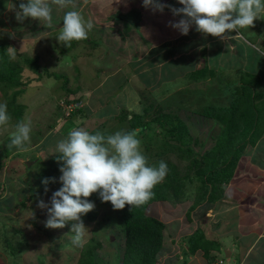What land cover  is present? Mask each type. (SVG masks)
Masks as SVG:
<instances>
[{
  "label": "rangeland",
  "instance_id": "374dc122",
  "mask_svg": "<svg viewBox=\"0 0 264 264\" xmlns=\"http://www.w3.org/2000/svg\"><path fill=\"white\" fill-rule=\"evenodd\" d=\"M119 2L125 3L123 0H119ZM104 4L105 6L102 7L101 13H99L102 20L98 21L95 18L93 21L96 27L102 25L101 29H103V32H94L96 27H93L88 36L91 40L93 38L97 45L95 42L88 44V40H84L86 45L78 47L80 41H76L75 45L78 49L73 52L70 49V51L61 54L64 42L58 41V30L51 36L52 44L49 45L50 40H47L46 46L42 48L33 43L29 46V50L28 45L23 40L17 39L16 42L9 40L19 49V51L16 50L17 53L14 60H21L27 55L31 59H37L39 63L44 64L43 67L46 65V70L39 72L38 77L35 74L36 72L25 64L20 74L22 75L21 81L26 82V84L9 86L5 82H0V103L12 106L17 105L21 110L20 119L10 115L11 119L9 122L4 126H0V147L2 150L14 147L11 145V137L18 122L26 118L32 121L30 140L25 142L23 149L15 146L19 152L26 155V158L11 156L2 160L3 162L5 161V166L2 172V187L0 189V264H77L81 250L97 242H100L101 246L97 247L96 251L104 258V261L110 263V261L115 262L116 260V243L122 242L124 234L121 219L122 210H115L110 202H102L98 193L95 196L93 195L94 199L91 202L95 204L94 209L97 212V216L94 219L87 218V214L82 216L89 233L86 237L87 243L83 247H77L72 243V237L74 236V233L71 232L72 222L66 224L64 228H46L47 209L37 207L39 200H43L49 207L51 206L50 199L53 192L62 187L59 181L62 173L59 169L53 171L55 182L46 185L48 191L45 192V187L39 195L32 198L34 189L39 191L41 188L35 179V175L42 170L52 157L57 155V142L65 138L70 130L65 133L61 132L62 126L70 113L80 108L83 111L85 110V112L92 110L91 113H88L89 117L87 119L80 120L77 115L74 116L79 121V124L74 127H85L90 133L93 131L94 133L114 134L116 131L124 130V128L121 129L120 124L121 120H123V115H127L126 118H128L135 112L142 113L145 103L147 105L153 103L155 109L150 111L148 118H146L147 121L156 114L154 113L156 108L162 106L163 113L171 112L181 117L188 124L194 140L197 139L199 141V143H190L187 140V143L181 144V150L174 148V152L168 153L170 154V159L178 164L181 170H184L183 173H185L188 170L187 165L190 161L189 158H181L180 156L191 155L187 152L188 145L192 146L196 155V152H202L210 148L214 142L213 137L220 132V122L211 118H202L195 111L197 107L201 103L206 104L207 102L225 104V99L228 100L229 97L232 100L237 96L235 93L237 88H235L234 82L230 83L231 81H229L234 80V73L229 69H225L228 74L221 80H216L212 77L211 81L201 80L194 82L191 80L175 82L173 80L161 83L162 77L159 67L151 68L147 62L148 57L142 59L143 62L141 64L133 55H136L137 37L125 35L126 32L130 34L131 31H137L139 42H142L146 39L141 32L143 29L149 35V39L154 41L149 34L151 21L148 15L155 11L151 8H145L143 2L137 4L143 6L140 5V9H134L133 5H129L130 11L123 9L124 7L122 9H111L110 7L109 9L108 5ZM169 4L173 7L174 5H180L178 0H170ZM92 8L95 9L94 13L97 14L98 9L95 6ZM92 8L91 11H93ZM113 12H117V14ZM160 16L161 19L165 18V20L168 17L163 14ZM175 21H177L176 18H172V22ZM145 23L148 25L143 27ZM46 27L38 30L44 31ZM156 28L160 36L166 35L163 34L161 26ZM192 31H196L195 26L192 27L190 33ZM105 32L108 34H105ZM170 37L173 39L172 37L174 36ZM193 37L194 35H192ZM115 39L117 40L115 41ZM6 40L2 39V41ZM117 41L119 42L118 44ZM147 49L146 47L143 57ZM77 50L82 52L75 54L74 52ZM31 52L34 54H30ZM105 54H112L113 56H110L109 59L115 57L121 63L125 60L127 61L126 69L114 74L113 78L111 77L112 79L104 77H109L110 73H107L109 70L114 71L115 59L114 62H110L109 59L103 60L102 57ZM202 58V64L205 60H208L207 57ZM100 60L103 61L101 62ZM212 63L208 64L212 65ZM104 66L105 68H103ZM108 66L109 68H106ZM79 67L82 73H80ZM136 68L138 70L133 72ZM140 68H143L141 70L147 77L143 76L142 72L139 73ZM222 68L220 71L223 74ZM103 69L104 71L102 72ZM75 72L80 74V77L75 80L74 77H72L73 80L71 78L68 79L67 74L73 76ZM130 74L132 76L131 79L128 78ZM249 74L256 75L255 73ZM58 76L61 77L57 78ZM122 78L126 79L121 81ZM98 81H103L102 86L98 85ZM23 87H25L24 91H21ZM78 87L80 88L77 89ZM68 89H72L74 92L70 93L67 91ZM15 91H20L16 97H14ZM189 96L190 98H188ZM68 99H76L69 108L65 103ZM81 112L80 110L79 114ZM156 125L157 123L153 125V131L157 133V137L154 133V138H158L159 141L164 138L168 140L169 138L164 137ZM155 139L152 140L151 148L157 147V144L154 143ZM203 141L206 144L201 148L200 144ZM247 141H249L248 138L245 142ZM172 143L177 144L175 140H172ZM178 145L181 146L180 144ZM145 148V142L141 141L143 154L145 153ZM25 161H32L28 167L29 169L26 167ZM190 186L191 183L185 181L177 199L170 195L171 197L168 200L152 202L146 209L147 214L159 218L166 224L164 242L168 244L169 248L166 247L165 251L159 255L157 264L159 262L166 264L167 260H170L168 258L173 253L172 240L174 247L179 250V253L183 254L184 251L181 250H186L185 248L187 247L190 248V244L189 241L181 244L182 236H188L189 238L190 232H193L195 228H204L205 231L213 229L212 224L216 217L215 212L213 211L211 215H208L210 213L209 209L203 212V208L197 207L198 198L202 197L201 192L198 191L196 184L192 188ZM184 196H187V198L184 199ZM222 198H227L226 203L233 205V198L228 197V195ZM191 205L196 207L188 212ZM174 219L176 221H173ZM177 219H182L188 224L184 223L187 227L185 232L178 227L175 230L171 229ZM17 231H22L23 234H26L25 238L28 241V245L22 246L21 249L16 251V254H13L7 244V240H11L13 243L23 240V235L18 234ZM173 236L178 237V241L171 239ZM223 257L226 258L225 253H223Z\"/></svg>",
  "mask_w": 264,
  "mask_h": 264
},
{
  "label": "crops",
  "instance_id": "0c3cea01",
  "mask_svg": "<svg viewBox=\"0 0 264 264\" xmlns=\"http://www.w3.org/2000/svg\"><path fill=\"white\" fill-rule=\"evenodd\" d=\"M123 1L125 3L119 2V0H74V7L68 6L65 8H60L59 6L52 4V27L47 29L44 21L34 20L30 17L24 19L23 22L16 19V12L19 10V4L21 2L26 3L27 0H0V43L6 45L7 48L15 47L16 50L19 51L13 42L20 39L28 45V49L33 43L42 48L43 46H46L47 40H50L49 45L52 44L51 36L63 26V16L67 11L78 10L84 15L86 20L90 19L93 22L95 18L98 21L102 20L99 13H101L102 7L105 6L104 3L108 5L109 9L110 7L111 9H122L124 7L123 9L130 11L129 5H133L134 9H140L141 4H137L143 2L141 0ZM165 4L170 5L169 2H166ZM94 6L98 9L97 14L94 13L95 9L92 8ZM174 7L179 8L181 5H174ZM91 8L93 11H91ZM113 13L117 14V12ZM161 14L168 16L167 19H161ZM148 17H150L151 21L149 34L154 41H150L151 39L148 40L149 35L145 33L143 29L141 32L147 39H145V41L139 42V36L136 33L137 31H131L130 34L126 32L125 35L137 37L138 46L135 52L137 56L135 54L133 55L140 63L143 62L142 59L148 57L147 62L151 68L155 66L159 67L162 77V79L160 78L161 83L173 80L175 82L191 81L190 74L203 68L205 62L202 64L201 59H203L202 57H207L208 63L212 61L216 63V75L214 76V79L216 80L225 78L224 76L228 74V72H225V69H229L234 75L241 72L255 73L261 81L256 89L257 91L262 92V99L264 100V55H262V53H264V17L254 21V26L247 29H240V36L231 40H224L220 37H208L205 34L201 35V32L196 35L197 31H192L190 33V30L195 25L190 28L187 35H182L178 30L169 26V22L172 21V18H176L178 21L182 16H173L168 8H165L163 13L159 11L150 13ZM147 25L148 24L145 23L143 27ZM101 26L102 25H98V27H96L94 25V27H96L94 32H103ZM157 26L162 27L163 34H166L165 36H160L156 28ZM44 27H46V30H38L43 29ZM105 34L108 33L105 32ZM237 34L236 31L230 33L231 36H236ZM192 35H194L193 38ZM170 36H174L172 37L173 39H171ZM2 39L7 40L2 41ZM9 40H12L13 42ZM87 40L88 44L95 42L93 41V38L92 40L91 38H88ZM116 40L117 39H115V41ZM75 43L76 41L71 42V52L78 49ZM118 43L119 42L117 41V44ZM95 44L97 45L96 42ZM85 45L86 43L82 40L79 42L78 47ZM204 45L208 49L206 50L205 56L201 53ZM145 46L148 49L143 57L142 55L146 48ZM80 51L77 50L74 53L78 54ZM65 52L67 51H62L61 54H64ZM30 54L34 53L31 52ZM88 56H90V54H88ZM110 56L113 55L105 54L102 58L103 60H108ZM114 59V71L109 70L107 72L110 73L109 77L104 78L112 79L114 74H118V72L126 69V60L121 63L114 57L109 59V61L114 62ZM39 65V72L46 70V65L45 67H43L44 64L42 63H39ZM221 67H223V74L221 73L222 71H220ZM103 68H105V66ZM106 68H109V66ZM141 69L143 68L139 69V73L142 72L141 74L147 77ZM79 70L80 73H82L80 67ZM136 70H138V68L134 69L133 72ZM103 71L104 69L102 72ZM74 74L75 75L73 76L67 74L68 79L71 78L73 80L72 77H74L75 80L80 77V74L76 72ZM131 74L128 77L129 79L132 77ZM235 76H237V74ZM125 79L126 78H122L121 81H124ZM102 84L103 81H100L98 85L102 86ZM79 88L80 87L77 89ZM188 98H190V96ZM229 100V97L228 100L225 99V104L228 103ZM207 103H201L200 105L207 106ZM213 105L219 107L220 103H213ZM200 116L205 118V116ZM263 126L264 123L262 122V127ZM226 195L234 199L233 205L226 203L227 198L218 199L213 207L208 210L210 212L208 215H211L213 211L216 215L212 224L213 229H207L205 231V229L202 228L206 237L217 241L219 245L217 248L211 249L210 254L212 259H208L204 250L201 248L195 252H190L189 248H185L186 250H181L184 251L183 254H181L179 253V250L174 247L172 240L173 253L168 258L170 260H167L166 264H219L220 259H223V253H227L228 251L229 254L226 255L224 262L220 264H264V132H262L255 144H249L246 147L244 154L239 160L234 177L231 179L230 183L225 186L223 197ZM173 221H176V219ZM184 223L185 222L182 219H177V222L173 224L171 229L175 230L176 227H178L185 232L187 227ZM193 232H190V235ZM187 238L188 236H182L181 244L188 242ZM171 239L178 241V237L175 236ZM165 246L169 248L167 243H165ZM159 264L162 263L159 262Z\"/></svg>",
  "mask_w": 264,
  "mask_h": 264
},
{
  "label": "trees",
  "instance_id": "16d2710c",
  "mask_svg": "<svg viewBox=\"0 0 264 264\" xmlns=\"http://www.w3.org/2000/svg\"><path fill=\"white\" fill-rule=\"evenodd\" d=\"M198 33L197 31L196 35ZM207 36L213 37L211 35ZM63 44L64 48L62 51L70 50L71 46L66 47L65 43ZM14 49L16 50L15 47ZM6 50L7 46L0 43V82H5L9 86L26 84V82L21 81L22 75L20 74L25 64L36 72L35 74L39 75L40 65L37 59H31L30 56L26 55V57L16 61L9 57ZM206 50L207 47L204 45L201 51L204 56L206 55ZM215 65L214 62L210 65L205 60V66L199 71L191 73L190 78L194 82L210 80L216 75ZM59 77L61 76L57 78ZM233 78L234 80L229 81H231L230 83L234 82L235 88H237V92H235L237 96L226 104L220 103L219 107L207 103V106L199 105L197 110H195L202 116L219 121L220 132L213 137L214 142L210 148L202 152H196V155L192 146L188 145L187 152L191 155L180 156L181 158L187 157L190 161L187 165L188 170L185 173H183L184 170L182 171L178 164L170 159V154L168 153L174 152V148L181 150V144H185L188 141L190 143H199V141L197 139L194 140L188 124L181 117L170 112L163 113V107L158 106L154 112L156 114L146 121L150 111L155 109L153 103H149L148 105L145 103L144 111L142 113L135 112L131 117L126 118L127 115L124 116L122 114L124 117L122 116L123 120H121L120 124L121 129L124 128V130L121 131L138 130V138L145 142L146 148L144 154L148 165L158 166L160 161H164L167 163L169 171L165 179L153 189L155 195L151 200L141 206L132 207L126 205L122 209L121 219L124 234L122 242L116 243L115 262L110 261L109 263L108 261H104V258L96 251V248L101 246V243L97 242L81 250L77 264H157L159 255L166 248L164 242L166 238L164 236L166 224L159 218L146 213L148 205L155 201L168 200L171 197L170 195H173L177 199L185 181L191 183L190 188L196 184L198 191L201 192L202 197L198 198L197 207L203 208V212L212 208L214 203L224 196L225 186L234 177L239 160L244 154L246 147L249 144H255L262 132H264V126L262 127V122L264 123V119L262 120L264 116V100L262 99V92L256 89L261 83L260 79L256 75L247 72L238 73ZM24 88L21 91H24ZM67 91L70 93L74 92L71 89ZM19 92L15 91L14 97ZM75 100H66L67 107L74 103ZM7 110L11 117H19L18 119H20L21 110L19 106L7 104ZM80 110L82 111L81 114H79ZM91 112L92 110L85 112L82 108L73 111L66 118L61 132L65 133L69 129L74 128L75 125H78L77 122L79 121L74 116L77 115L80 120L87 119L89 117L88 113ZM155 123H157L156 126L160 129L159 132L164 137H168V140L164 138L162 141H159L158 138H154L153 125ZM91 134L95 133L92 131ZM103 134L108 135L110 133ZM155 135L157 137V133ZM247 138L249 141L245 142ZM153 139H155L154 143L157 144V147L151 148ZM172 140H175L177 144L172 143ZM205 144V141H203L200 144L201 148ZM58 155L59 153L55 157H52L42 170L35 175V179L41 188L39 191L34 189L32 198L44 190L46 185L43 181L46 178H49V183L52 182L50 178H54L53 171H57L62 164V161H58L57 159ZM11 156L26 158V155L19 152L15 146L3 150L0 147V189L2 187V172L5 166V161L3 162L2 160ZM25 165L27 168L30 166L26 161ZM95 194H92L87 199L93 200ZM183 198L185 199L187 196ZM194 207L196 206L191 205L188 212ZM96 216L97 212L95 209L87 213V218L89 219H94ZM17 233L23 235V240H18L16 243L7 240V244L13 254H16V251L21 249L22 246L28 245V241L25 238L26 234H23L22 231H17ZM188 241L190 252H195L201 248L208 259H212L210 254L211 249L219 246L217 241L208 239L200 228H197L189 236Z\"/></svg>",
  "mask_w": 264,
  "mask_h": 264
},
{
  "label": "clouds",
  "instance_id": "9594fccd",
  "mask_svg": "<svg viewBox=\"0 0 264 264\" xmlns=\"http://www.w3.org/2000/svg\"><path fill=\"white\" fill-rule=\"evenodd\" d=\"M178 2L182 7L176 8L161 0H143V6L161 13L168 8L173 16H182L177 22H169V26L182 35H187L195 25L196 31L224 40L240 36V29L254 26V21L264 17V0ZM52 4L60 8L74 7V0H27L26 3L19 4L16 19L23 22L30 17L44 21L51 28ZM93 27V22L86 20L80 11H67L57 38L70 46L72 41L87 40ZM233 31L238 34L231 36ZM6 52L10 58L15 59L17 52L13 47H8ZM10 119L7 104L0 103V126L6 125ZM31 131L30 119L18 122L12 133L11 145L23 149L25 142L30 140ZM57 152L58 161H62L59 168L62 187L53 192L50 207L43 200L38 201L37 207L47 209L46 228H64L72 222V243L77 247H83L87 243L89 233L82 216L95 208L94 202L88 200V197L98 193L101 201L110 202L115 210H122L126 205L141 206L154 197L153 189L165 179L169 171L164 161H160L158 166L148 165L147 158L142 153L138 130L135 129L104 135L101 132L91 134L85 127L77 126L57 142ZM50 179L55 182V178ZM43 183L47 185L49 178ZM47 191L46 187L45 192ZM224 259L223 257V262Z\"/></svg>",
  "mask_w": 264,
  "mask_h": 264
},
{
  "label": "water",
  "instance_id": "95a60500",
  "mask_svg": "<svg viewBox=\"0 0 264 264\" xmlns=\"http://www.w3.org/2000/svg\"><path fill=\"white\" fill-rule=\"evenodd\" d=\"M163 3L169 2L170 0H161ZM28 165H30L32 163V161H27L26 162ZM229 254V251L226 253V255Z\"/></svg>",
  "mask_w": 264,
  "mask_h": 264
},
{
  "label": "built area",
  "instance_id": "2783aa9c",
  "mask_svg": "<svg viewBox=\"0 0 264 264\" xmlns=\"http://www.w3.org/2000/svg\"><path fill=\"white\" fill-rule=\"evenodd\" d=\"M69 107H71V104L68 105V108H69ZM220 263H223V259H220L219 264H220Z\"/></svg>",
  "mask_w": 264,
  "mask_h": 264
}]
</instances>
